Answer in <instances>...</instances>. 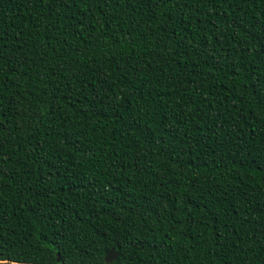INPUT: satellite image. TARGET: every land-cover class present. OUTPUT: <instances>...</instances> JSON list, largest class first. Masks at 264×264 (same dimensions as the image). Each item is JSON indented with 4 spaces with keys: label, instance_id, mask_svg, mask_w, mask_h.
Wrapping results in <instances>:
<instances>
[{
    "label": "trees",
    "instance_id": "1",
    "mask_svg": "<svg viewBox=\"0 0 264 264\" xmlns=\"http://www.w3.org/2000/svg\"><path fill=\"white\" fill-rule=\"evenodd\" d=\"M264 264V0H0V264Z\"/></svg>",
    "mask_w": 264,
    "mask_h": 264
},
{
    "label": "water",
    "instance_id": "2",
    "mask_svg": "<svg viewBox=\"0 0 264 264\" xmlns=\"http://www.w3.org/2000/svg\"><path fill=\"white\" fill-rule=\"evenodd\" d=\"M119 257V252L115 249H112L108 252L105 259V264H112Z\"/></svg>",
    "mask_w": 264,
    "mask_h": 264
}]
</instances>
